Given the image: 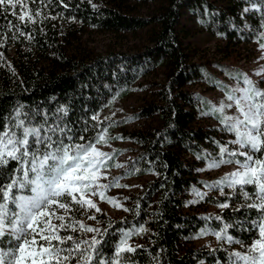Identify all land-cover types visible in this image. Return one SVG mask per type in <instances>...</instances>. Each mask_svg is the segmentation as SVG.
Wrapping results in <instances>:
<instances>
[{
	"label": "trees",
	"instance_id": "trees-1",
	"mask_svg": "<svg viewBox=\"0 0 264 264\" xmlns=\"http://www.w3.org/2000/svg\"><path fill=\"white\" fill-rule=\"evenodd\" d=\"M63 3L68 7L61 0H51L46 6L40 0L30 2L29 8L41 11L42 15L36 17L35 25L21 26L23 36L15 30L8 31L7 20L19 23L15 17L0 16V117H7L23 105L25 113H39L34 123L45 114L50 124L60 117L86 138L106 127L109 137H119L135 147L119 175L149 178L123 204V208L132 211L123 210V215L115 219L96 214L101 221L98 227H106L107 221L113 224L110 235L105 237L108 241L104 245L105 255L112 254L119 229L143 226L146 231L129 240L136 251L126 256L134 264H227L228 253L238 250L229 248H238L239 244L217 242L212 247L195 246L192 240L205 229L219 231L224 223H231L234 227L228 234L248 244L255 233L244 230L248 227L245 213L254 216L255 210L234 211L244 203L238 192L203 196L206 202L217 206L213 213L190 210L193 204L187 193L195 189L196 166L208 161L207 153L217 156V141L226 142L209 100L184 87L202 81L224 91L226 79H234L241 73L230 62L224 66L216 64L225 74L217 78L207 62L189 59L185 39L196 29L228 46L264 42L260 38L264 33L261 26L264 0H91V3L63 0ZM143 7H149V11L140 12ZM245 8L250 11L244 12ZM82 30L138 33L144 44L131 53L107 50L87 59L75 57L67 52L66 37L74 38ZM8 44L13 47L15 59L5 54ZM33 52L46 59V68L30 60ZM156 68L161 70L162 78L151 84L149 99L126 116L92 120L112 99L129 96L137 80ZM60 108L67 109L66 116L58 111ZM202 113L214 119L216 125L198 123ZM138 119L150 122L143 129L125 128L126 123ZM85 126L89 129L87 133L83 132ZM115 140L109 139L108 143ZM117 151L110 150L113 158L107 162V168L114 166ZM11 166L15 167V163ZM248 190H252L250 186ZM219 203L230 206L222 209ZM216 216L221 220H216Z\"/></svg>",
	"mask_w": 264,
	"mask_h": 264
},
{
	"label": "snow or ice",
	"instance_id": "snow-or-ice-1",
	"mask_svg": "<svg viewBox=\"0 0 264 264\" xmlns=\"http://www.w3.org/2000/svg\"><path fill=\"white\" fill-rule=\"evenodd\" d=\"M30 2L35 0H0V16L6 19L11 15L19 21L17 24L7 20L9 32L15 30L23 36L21 26L36 24V17L42 12L29 8ZM50 2L40 0L42 6ZM61 3L68 7L63 0ZM248 11L249 8L244 9ZM260 38L264 39V33ZM260 47L264 49V44ZM241 75L235 78L240 79ZM242 79L246 87L225 88L227 102L211 109L221 131L231 133L234 138L226 143L216 142L217 156L205 154L208 169L229 164L236 168L206 187L219 189L221 195L224 188L238 192L244 203L234 211L255 210L254 216L245 213L248 227L244 229L255 235L251 244L246 245L228 234L234 227L231 223H224L219 231L205 229L201 235H214L218 242L240 245L242 250L228 253L227 264H264V90L247 76ZM23 107L20 105L12 114L0 117V264H134L126 253H134L136 248L128 242L133 235L146 231L143 226L119 229L112 254L105 255L104 245L108 243L105 237L110 235L112 222L107 221L104 228L95 227L74 215L94 210L86 219L100 224L95 213L101 209L93 197L126 212L132 211L106 195L111 187H127L119 184L121 177H113L109 183L100 182L108 179L105 170L113 157L98 145L120 138L109 137L106 127L86 138L60 117L50 124L47 114L34 123L39 113H25ZM233 108L235 114L228 115L227 110ZM58 111L67 115L66 108ZM92 120L98 121V116L93 115ZM88 131L85 126L83 132ZM13 162L15 167L11 166ZM194 194L199 198L205 195L196 190ZM229 206L218 204L222 209Z\"/></svg>",
	"mask_w": 264,
	"mask_h": 264
},
{
	"label": "rangeland",
	"instance_id": "rangeland-1",
	"mask_svg": "<svg viewBox=\"0 0 264 264\" xmlns=\"http://www.w3.org/2000/svg\"><path fill=\"white\" fill-rule=\"evenodd\" d=\"M149 7L140 8V12H146ZM67 52L71 53L75 57H81L84 59L90 58L95 54L104 53L107 50L123 51L127 53L135 52L139 50L144 44V40L141 34H111L108 32H97L93 30H82L81 34L75 35L74 38L66 37ZM186 52L189 54V59L192 61L207 62L209 68L217 78H223L225 74L221 73L216 64L222 66L227 65L229 62L234 65L239 72L242 74L240 79H226L227 89H233L237 86L246 87L243 83L242 76H247L249 79L254 81L258 87L264 90V49H261L260 45L264 42H247L236 46H228L223 43L217 37L207 35L203 31L196 29L191 30V33L187 35L185 39ZM5 54L12 59H15V53H13V47L9 44L5 47ZM30 60L46 68V59L33 52L30 55ZM260 73V75H257ZM162 78V72L156 68L151 72L145 74L135 84V89L130 93L129 96L123 99H112V101L106 105L102 110L96 113L98 119L107 118H119L121 116L128 115L137 106L142 104L145 100L149 99V89L151 84L160 82ZM184 88L197 92L199 95L204 96L210 102V108L213 106H219V104L226 101L225 91L206 85L202 81H197L192 85L185 86ZM228 115L235 114V109H228ZM198 123L202 125H216L214 119L210 118L207 114L202 113L197 118ZM149 119H138L126 123V129H143L149 124ZM225 142L233 139L234 137L228 133H222L221 136ZM101 151L109 153L112 149H117V153L114 159V166L107 168L105 173L108 177L107 180H101V183H109L113 177H121L119 184L126 185L127 187H111L107 190L106 195L113 197L122 205L125 204L128 198L138 192L148 176L139 177H123L120 174L122 167H116L115 165H123L128 160L134 150V146L125 140L117 139L107 145H98ZM235 147V145H231ZM209 152V150L207 151ZM216 153L212 154L215 156ZM208 161L200 162L196 166L195 173V189L190 190L187 193L188 200H191L192 206L190 210L198 212H215L217 206L206 202L203 198H199L194 194V190L204 193V196H217L220 193L219 189H209L206 187L207 183L220 179L226 173H230L235 170L236 165H221L219 168L208 169ZM232 192L231 189L224 188V193ZM97 206L101 209L100 213H103L110 218H119L123 215V209L113 207L107 202L101 201L99 197H93ZM94 210H89L86 215H93ZM98 213H95V215ZM74 215L84 221L88 225L98 227L95 221L87 220L86 215L81 211L74 213ZM59 223L58 221H54ZM217 239L214 235L204 234L198 236L192 240L193 245H204L212 247L217 243ZM252 240L246 244L250 245ZM128 243H132L129 241ZM221 243L222 242H218ZM230 250H242L241 247H231Z\"/></svg>",
	"mask_w": 264,
	"mask_h": 264
}]
</instances>
